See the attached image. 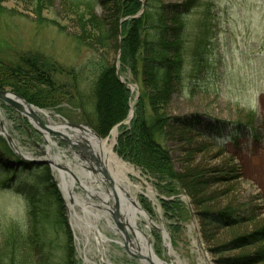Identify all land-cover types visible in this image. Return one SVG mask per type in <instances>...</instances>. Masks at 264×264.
<instances>
[{
	"label": "rangeland",
	"instance_id": "rangeland-1",
	"mask_svg": "<svg viewBox=\"0 0 264 264\" xmlns=\"http://www.w3.org/2000/svg\"><path fill=\"white\" fill-rule=\"evenodd\" d=\"M89 1L96 5L93 14L100 18L99 27L105 33L99 43L92 44H98V53L114 66L119 80L130 90L128 117L131 108L133 115L129 123L123 125L129 126L135 117L141 84L129 70L122 71L120 59L126 19L115 25L111 19L112 7L107 5L109 0H79ZM138 2L142 9L146 2H150L158 12L162 8L181 5L189 11L185 10V32L181 41L185 62L183 89L178 90L159 115L166 117L169 125L175 118L196 116L199 119L192 134L184 138L177 136L165 143L179 177V187L184 190L179 188L180 192L175 196L162 193L150 175L119 157L116 139L113 152L138 173L137 178L130 177L135 185L142 187L141 192L135 193L136 200L155 225L148 228L145 223H139L138 227L148 235L156 255L167 264H264L261 260L264 257V0ZM77 3L76 0H6L0 12V58L12 60L19 53L43 54L65 73L71 69L84 71L79 85L83 92L90 91L86 75L89 61L94 56L75 43V39L82 35L78 13L88 17L90 12L83 4ZM101 5L109 9L108 14ZM115 27H118V33L111 35ZM193 62H197L198 67H194ZM201 64L207 67L202 69L203 72ZM194 76L198 79L193 82ZM54 81L62 86L73 83L71 77L57 71ZM193 83L196 87L190 92ZM31 107L48 113L49 118L35 115L49 128H62L68 121L55 111ZM61 108L64 115L72 119L68 122L81 125L77 122V110L67 103ZM0 111V251L6 249L4 246L14 229L28 231L35 222L38 230L46 236L44 253L50 259L41 255L37 248L27 264H66L65 231L40 222L31 213L26 196L20 191L25 183L38 186L39 179L47 175L45 166L34 165L31 168L34 170L27 171L20 168L17 159L7 151L11 148L8 136L14 144V151L32 160L48 159V152L51 161L60 158L59 164L78 178L80 176L82 182L95 180L87 169L91 161L81 149H75L59 136L49 135L33 119L1 100ZM117 126L111 128L102 140H109ZM4 127L8 136L3 134ZM120 130L121 127L119 134ZM65 131L73 137L71 141L81 142L71 130ZM46 135L51 142H47ZM186 139L190 140L187 144ZM50 146L52 150L48 151ZM81 158H84L83 162ZM92 165L95 167L94 163ZM78 170L89 173L91 178H83ZM48 175L55 184L60 183L53 166L48 167ZM94 187L98 193H101L99 188L105 191L100 182ZM40 192H44L42 187ZM75 192L83 198L86 196L78 185ZM166 201H175V205L180 204L185 210L170 212L164 206ZM92 203L105 206L98 200H92ZM113 204V199L109 198L108 205L112 207ZM65 205V218L77 264H145L135 255L143 254L134 246L135 240L127 227L133 242L129 247L131 253L119 245L123 244L119 232H114L106 220L91 218L98 232L108 241L86 222L82 209L74 208L81 218L78 220L70 211L72 205L67 200ZM226 212L239 213L237 222L218 225L217 214L225 216ZM110 220L113 223L111 217ZM158 227L165 232L172 250ZM169 250L175 254L171 255ZM4 254L6 263L19 264L18 258L13 261L9 251ZM230 260L234 261L230 263Z\"/></svg>",
	"mask_w": 264,
	"mask_h": 264
},
{
	"label": "trees",
	"instance_id": "trees-1",
	"mask_svg": "<svg viewBox=\"0 0 264 264\" xmlns=\"http://www.w3.org/2000/svg\"><path fill=\"white\" fill-rule=\"evenodd\" d=\"M5 1L0 0V12ZM76 1L77 4H83L90 12L88 17L78 13L82 35L75 39L79 47L88 49L94 56L89 61V72L86 75L90 91L83 92L79 85L84 71L77 72L71 69L65 73L62 69H57L56 63L40 53H19L12 60L0 58V90H10L29 104L40 109L55 111L56 114L72 122V119L64 115L61 108L67 103L77 110L78 123L89 126L103 138L111 128L127 119L130 90L119 80L114 66L98 53V44L95 46L92 44V42L99 43L105 35L99 27L100 18H96L93 14L96 5L92 1ZM107 3L112 7L111 19L115 25L131 17L123 24L126 32L120 62L122 71L129 70L132 77L141 84L135 117L131 125L121 127L116 153L123 160L150 175L162 193L175 196L182 187H179V177L165 143L169 139H176L177 136L184 138L192 134L193 126L199 119L196 116L175 118L174 123L169 125L166 117L159 115V111L163 110L178 90L183 89L185 62L181 41L185 32L184 14L189 11L185 9V12L184 6L181 5L162 8L158 12L150 2H146L143 14L139 18H134L142 9L138 0H109ZM104 9L108 14L109 9L102 8L103 11ZM39 19H42L41 15ZM115 33H118V27H115V31L111 30L110 34ZM193 65L198 67L197 62H193ZM202 67L203 64L200 65L203 72L202 69L207 68L206 64ZM56 71L71 77L73 83L63 86L55 83ZM194 79L197 80L198 76L192 77V81ZM194 87L196 83H193L189 91L192 92ZM189 142L190 140H187L186 144ZM7 151L15 157L10 149ZM17 163L26 171L34 170L31 169L34 165L22 164L18 159ZM35 168L39 169V167ZM44 168L47 175L39 179L38 186L25 183L21 185L20 191L26 196L31 213L40 222L52 225L59 231H65L66 264H75L64 203L55 181L53 182L52 176L48 175V167ZM41 187L44 189L43 193L40 192ZM180 191H184L183 188ZM175 201H166L165 208L170 212H175L177 209L185 210L180 204L175 205ZM232 212L224 213L225 216L217 214L218 225L237 222L239 213ZM37 225L38 223L33 222L30 229L23 232L16 228L9 236L4 246L6 249L3 250L9 251L13 261L16 262L18 258L19 264H27L37 248L41 255L50 257L44 253L47 249L46 236L42 230H38ZM4 251H0V264H14L6 263ZM24 255L26 257L23 259ZM261 260L264 261V257ZM233 261L230 260V263Z\"/></svg>",
	"mask_w": 264,
	"mask_h": 264
},
{
	"label": "bare ground",
	"instance_id": "bare-ground-1",
	"mask_svg": "<svg viewBox=\"0 0 264 264\" xmlns=\"http://www.w3.org/2000/svg\"><path fill=\"white\" fill-rule=\"evenodd\" d=\"M27 110V109H26ZM132 110V108H131ZM37 112V111H35ZM38 113V112H37ZM45 117L49 118L48 113H41ZM1 116V111H0ZM58 131H62L64 134H68L65 129L56 128ZM3 134L6 135L5 127L2 129ZM76 133L79 137L85 136L86 140L89 141L90 146L95 151L101 154L102 160L105 164V167L115 185V191L118 195L120 204H121V212L124 214L125 219L129 222L130 233L134 235L135 247L140 250L144 257H146L149 261H144L145 264H167L161 261V259L154 252L153 246L151 245L148 235L142 231L139 227V223H145L148 228L154 227L155 225L151 222V219L147 216L146 213L142 211L139 207L138 202L136 200L135 193L141 192L142 187L140 185H135L130 177H138V173L134 168L130 167L128 164L124 163L120 160L113 152V147L116 139L118 140L119 133L118 130H114L111 134V137L107 141H99L94 135L91 133H79L76 130ZM46 139L51 142L49 136L46 135ZM51 148V146H50ZM51 150V149H50ZM80 175L83 178L90 179L91 175L86 173L85 171L78 170ZM60 186L63 189L66 198L74 200L75 205L80 206V208L84 211V219L90 225L92 224L91 218L98 219L99 216L92 211L91 205L85 203L83 199L77 196L74 191V187L76 182L75 178H77L80 184L84 187L85 190H90L95 192L94 185L92 184V180L89 182H82V178H79L74 175V177L64 173L59 172L58 174ZM90 183V184H89ZM107 198V197H106ZM70 211L74 214L75 218L80 220L81 218L75 213L73 207H70ZM159 228V227H158ZM164 234V240L166 245L171 249L170 244L168 242V237L165 232L159 228ZM172 250V249H171ZM169 250L171 255H174V251Z\"/></svg>",
	"mask_w": 264,
	"mask_h": 264
},
{
	"label": "water",
	"instance_id": "water-1",
	"mask_svg": "<svg viewBox=\"0 0 264 264\" xmlns=\"http://www.w3.org/2000/svg\"><path fill=\"white\" fill-rule=\"evenodd\" d=\"M144 11V5H143V9L141 11L140 14H138L135 18H138L142 15ZM0 100L3 101L5 104L11 106L14 110H16L17 112H19L20 114H23L25 116H28L29 118L33 119L35 122H37L40 127L46 131L49 134L52 135H57L62 137L69 145L73 146L76 149H81L82 152H84L87 155V158L89 160H91V162L94 163L95 167L92 165V163H90V167L87 168L88 170L91 171V173L97 178L99 179L100 175H102L103 179L109 184V186L112 188V190H114V184L113 181L105 167L104 162L101 160L100 157H97L94 153H93V149L90 146V143L85 139L81 137L82 142H76V141H71L68 137H65L64 135H62L61 133L45 126L44 124H42L39 120V118L35 115V112L33 110V108L19 95H16L14 93H11L9 91H2L0 90ZM27 109V110H26ZM132 115H133V111L130 112V115L128 117V119L121 123L120 125H118L114 130H119V128L125 124H128L129 121L132 119ZM67 127L70 129H77L80 132H84V133H91L92 135H94V137L101 141V138L93 131L90 129H87L85 127L82 126H75V125H71V124H67ZM6 136H8L6 134ZM8 142L10 144L11 149H15L14 144L12 142V140L10 139V137L8 136ZM88 151V152H87ZM82 160H84V158H81ZM35 164L38 165H43V166H53L55 168H57L58 170H62L64 172H68L69 174L73 175L72 172H70L68 169H66L65 167L61 166L60 164L50 161V160H41V161H35ZM100 174V175H99ZM74 176V175H73ZM115 197V207H114V211L111 210H107L109 211V213L112 215L113 221L114 223L117 225V227L119 228L118 230L121 233L122 238H124L125 240V248L126 250L131 253V249L129 248L130 246H133V243L131 242L126 228H125V224L121 222V217H120V206L118 203V198L117 195L114 194ZM99 208V207H98ZM136 257L141 260V261H149L146 257H144L143 255L136 253L135 254Z\"/></svg>",
	"mask_w": 264,
	"mask_h": 264
}]
</instances>
